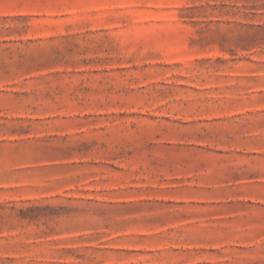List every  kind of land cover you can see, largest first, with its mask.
<instances>
[{
	"label": "rangeland",
	"instance_id": "1",
	"mask_svg": "<svg viewBox=\"0 0 264 264\" xmlns=\"http://www.w3.org/2000/svg\"><path fill=\"white\" fill-rule=\"evenodd\" d=\"M0 264H264V0H0Z\"/></svg>",
	"mask_w": 264,
	"mask_h": 264
}]
</instances>
